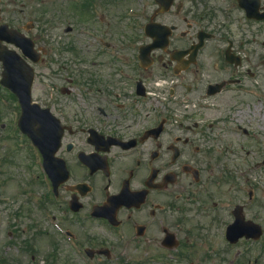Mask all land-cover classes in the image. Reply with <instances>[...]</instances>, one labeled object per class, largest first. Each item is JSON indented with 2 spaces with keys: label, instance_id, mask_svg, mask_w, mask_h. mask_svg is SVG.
Here are the masks:
<instances>
[{
  "label": "flooded vegetation",
  "instance_id": "1",
  "mask_svg": "<svg viewBox=\"0 0 264 264\" xmlns=\"http://www.w3.org/2000/svg\"><path fill=\"white\" fill-rule=\"evenodd\" d=\"M118 1L46 0L51 20L76 17L79 39L52 31L34 65L45 121L38 147L21 136L31 152L18 199L0 196L4 249L15 264H60V251L64 264H242L260 243L227 232L235 215L262 225L264 192L218 161L235 151L205 112L254 89L264 0H172L166 11L142 0L124 29Z\"/></svg>",
  "mask_w": 264,
  "mask_h": 264
},
{
  "label": "rangeland",
  "instance_id": "2",
  "mask_svg": "<svg viewBox=\"0 0 264 264\" xmlns=\"http://www.w3.org/2000/svg\"><path fill=\"white\" fill-rule=\"evenodd\" d=\"M142 0H120L119 5H123L121 8L117 7V19L118 27L125 28L126 23H130L128 20L129 15L132 12L137 13V9L140 8ZM46 0H0L1 7V23H6L8 26L22 30L25 23L32 22L35 28L28 33L33 38L39 47H44V43L48 39V36L57 33L62 36L66 26L73 27V34L70 38H75L77 41V32L80 26L76 21V17L69 14L65 22L61 20V17H56V25L52 26L48 30V21L46 17L41 16L42 6L46 5ZM23 6V11L20 13V9ZM56 11V15L59 14ZM127 13V17L125 14ZM125 19L121 21V19ZM45 18V19H43ZM45 20V21H42ZM141 22V21H140ZM139 40H137V43ZM261 44V64L254 67L255 78L251 81L252 85L247 83V88L254 87V91L250 90V95L244 96V101L239 99H233L229 93L221 96L211 98V102L208 105V112L206 113L207 120H218V127L212 130V137L217 139L219 145H224L225 141L233 144V150L235 155H230V161L220 158V161L232 166L233 171L236 174H241L242 179L248 180V183H253L257 186H261L264 190V166H256L255 163L262 158L264 154V35L260 39ZM137 46V44H136ZM12 48V47H10ZM1 73V64H0ZM42 87L36 81L35 88L40 89ZM2 89V88H1ZM3 90V89H2ZM4 91V90H3ZM0 110L8 108L12 105V101L0 90ZM213 104V105H212ZM10 112V110H8ZM1 113V112H0ZM6 118L0 120V130L3 133V137L0 140V193L2 196H10L13 199H18V195H15L14 189L17 191L22 188L21 184H25L27 178L26 165L28 163L26 158L22 160L20 157L15 158L14 153L16 151L15 142L9 139V129L13 123V118L10 115L4 113ZM3 117V115H2ZM246 130L249 134H244ZM19 140V138H18ZM216 154V153H215ZM214 154V155H215ZM21 156H27L23 151ZM9 158H15L9 160ZM221 167V164L218 163ZM229 168V166L226 165ZM230 169V168H229ZM230 171V170H229ZM19 185V186H18ZM5 189V190H3ZM7 191V192H6ZM0 194V196H1ZM262 200V207L264 208V199ZM1 206V205H0ZM1 210V209H0ZM7 211H0V219L4 220ZM264 225V218L262 220ZM0 236V264H15L18 261V257L13 250L4 249V238ZM263 243L258 245L255 249L254 246H250V251H246L243 254L242 264H255L257 260L258 264H264V237ZM63 251H60V264H64L63 260L70 259L69 255L63 256ZM234 264H237L236 260Z\"/></svg>",
  "mask_w": 264,
  "mask_h": 264
},
{
  "label": "water",
  "instance_id": "3",
  "mask_svg": "<svg viewBox=\"0 0 264 264\" xmlns=\"http://www.w3.org/2000/svg\"><path fill=\"white\" fill-rule=\"evenodd\" d=\"M2 40L19 46L26 56L34 53L31 41L17 34L15 30H8L6 26L0 27V41ZM0 61L3 63L1 84L17 95L23 107V117L29 120L30 115L27 110L32 106L30 95L32 71L17 57L15 52L7 50L1 45ZM26 131L30 135V129L27 128Z\"/></svg>",
  "mask_w": 264,
  "mask_h": 264
}]
</instances>
